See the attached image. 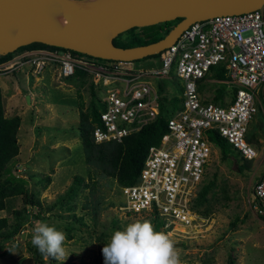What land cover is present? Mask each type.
<instances>
[{"label": "rangeland", "instance_id": "374dc122", "mask_svg": "<svg viewBox=\"0 0 264 264\" xmlns=\"http://www.w3.org/2000/svg\"><path fill=\"white\" fill-rule=\"evenodd\" d=\"M156 31L157 24L145 25L119 32L114 40L120 45L131 43L132 36L149 40ZM136 63L147 65L152 61L140 58ZM0 81L3 115L19 117L17 153L9 161L10 172L0 178L8 192L0 216L6 215L11 223L15 219L12 209H20L24 215L21 229L0 241V264H18L25 256L32 264H98V252L111 232L136 220L150 221L156 231L169 235L180 264H264V214L260 215L252 202L253 183L264 168L263 101L246 125L245 139L256 156L246 160L242 171L237 165L243 157L234 148L233 157L225 160L219 146L207 137L210 150L199 187L210 185L196 207L208 223L197 234L177 233L165 229L156 215L121 209L123 196L115 178L94 160L86 161L76 126L79 110L89 113L91 105H96L86 78H57L48 68L38 72L15 68L0 72ZM155 81L151 79L152 84ZM160 83L167 99L177 95L172 79ZM232 91L231 84L214 79L200 87L203 97L216 102L226 101ZM170 105L164 107L167 113L175 107ZM75 175L81 180L72 181ZM25 211L43 218L26 217ZM40 221L65 233L66 261L41 255L32 245V230Z\"/></svg>", "mask_w": 264, "mask_h": 264}, {"label": "built area", "instance_id": "2783aa9c", "mask_svg": "<svg viewBox=\"0 0 264 264\" xmlns=\"http://www.w3.org/2000/svg\"><path fill=\"white\" fill-rule=\"evenodd\" d=\"M141 60L152 64L99 58L43 43L13 50L0 62V72L48 68L57 78H86L93 99L101 105L99 121L91 129L94 142L119 141L153 120L163 96L160 81L172 79L179 86L176 106L166 113L158 142L147 147L137 176L120 185L119 207L156 215L169 231L197 234L208 223L194 206L210 150L206 131L224 137L241 157L256 156L245 131L258 103L264 102V1L259 8L194 20L158 56ZM214 64L223 66L224 82L233 86L221 103L200 93V85L212 79L207 74ZM252 193L256 208L260 205L257 211L264 214V168Z\"/></svg>", "mask_w": 264, "mask_h": 264}, {"label": "water", "instance_id": "95a60500", "mask_svg": "<svg viewBox=\"0 0 264 264\" xmlns=\"http://www.w3.org/2000/svg\"><path fill=\"white\" fill-rule=\"evenodd\" d=\"M264 0H0V53L40 42L94 57L134 60L171 44L192 21L215 14L261 7ZM62 5L63 23L45 8ZM180 17L159 38L140 44L116 45L112 38L132 26L160 24ZM28 100V95H26Z\"/></svg>", "mask_w": 264, "mask_h": 264}, {"label": "trees", "instance_id": "16d2710c", "mask_svg": "<svg viewBox=\"0 0 264 264\" xmlns=\"http://www.w3.org/2000/svg\"><path fill=\"white\" fill-rule=\"evenodd\" d=\"M178 19H180V17H175L163 23L157 24V31L155 32V35L149 38V40H140L137 36H132L130 39H133V42L131 41V43L128 44H121V46L146 43L148 41L155 40L162 36L164 33H166L168 29ZM136 27L141 28L142 26H132L126 29V31H130L131 29H134ZM114 37L112 38L113 43L116 45H120L114 40ZM34 45H43V43L31 42L24 46ZM72 52L79 53L74 50H72ZM10 54L11 52L0 53V62L6 60L10 56ZM158 54L159 52L147 55L145 57H156L158 56ZM135 60L137 59H134L133 61ZM209 70L210 73L207 74V77L217 80L219 82H224V80L226 79V76L224 74V68L221 64L210 65ZM88 82L89 91L90 93H92L91 82ZM201 86L202 84L200 85V87ZM176 88L179 92V86H175V89ZM177 99V95L169 99H167V97H165L164 95L161 96L159 114L153 120L142 125L137 131L124 135L119 141L103 142H94L91 137V129L93 125L98 123L99 121L98 113L101 107L98 101L96 99H93L96 105H91L89 113H85L84 111L79 110V119L76 123L86 161L89 162L94 160L102 168V170H104L108 175L113 176L119 185H124L132 182L137 176L147 147L150 144L157 143L160 138V135L166 128L165 116L167 112L164 111V107L168 108L171 106L170 104H175L176 106ZM170 101L171 103H168ZM18 123L19 117L17 115H13L11 117L3 115L0 101V178L2 174H7L8 172H10L11 165L9 161H11V159H13L17 153L18 148L16 144L15 133L17 131ZM206 134L208 135L207 137L209 138V140H212L219 146L222 157L225 160H227L228 157H233L231 154V149L233 147L229 142L226 141L224 137L220 136L217 132L212 130H207ZM236 160L238 161L239 158L237 157ZM242 160L243 161L238 163L237 165L239 171H242L244 169V165H247V159L242 158ZM79 180H81L80 177L76 175L72 179V181L75 182ZM209 185L210 183H203L198 188L196 196L194 197L195 207L196 204H198V202L205 197V194L209 189ZM6 195H8L7 187L4 181L0 179V209L4 207L3 198ZM252 199L253 204L258 203L255 197H253ZM59 200H61V197L59 198ZM29 201L32 202V200L30 199ZM54 204L56 203H52V205ZM259 206L260 205H257V208H260ZM196 209L198 212L203 213L199 210V208L196 207ZM11 212L12 214H14L15 217V219L11 223H8V217L6 215L0 216V241L3 239L11 238L18 230L21 229L22 220L24 216L21 215L22 211L20 209H12ZM25 212L26 217L32 215L36 218L37 216H39L37 213H31L29 211ZM258 213L260 215L263 214L259 211ZM39 218H43L42 215L39 216ZM233 224V222L230 223V226H232ZM97 258L98 264H103V256L101 251L98 252ZM18 264H32V260L30 257L27 256L21 257L19 259Z\"/></svg>", "mask_w": 264, "mask_h": 264}, {"label": "clouds", "instance_id": "9594fccd", "mask_svg": "<svg viewBox=\"0 0 264 264\" xmlns=\"http://www.w3.org/2000/svg\"><path fill=\"white\" fill-rule=\"evenodd\" d=\"M65 240L63 231L45 221L37 222L32 230V245L41 255L57 261L68 259ZM101 252L103 264H180L174 241L147 220H136L111 232Z\"/></svg>", "mask_w": 264, "mask_h": 264}, {"label": "bare ground", "instance_id": "6f19581e", "mask_svg": "<svg viewBox=\"0 0 264 264\" xmlns=\"http://www.w3.org/2000/svg\"><path fill=\"white\" fill-rule=\"evenodd\" d=\"M46 14L53 20L63 23L65 21L62 15V5L60 2H54L45 8Z\"/></svg>", "mask_w": 264, "mask_h": 264}, {"label": "crops", "instance_id": "0c3cea01", "mask_svg": "<svg viewBox=\"0 0 264 264\" xmlns=\"http://www.w3.org/2000/svg\"><path fill=\"white\" fill-rule=\"evenodd\" d=\"M2 83H1V81H0V93H2V91H3V88H2Z\"/></svg>", "mask_w": 264, "mask_h": 264}]
</instances>
